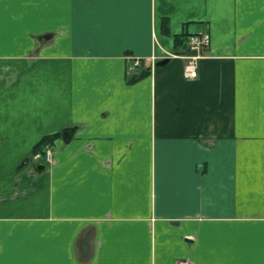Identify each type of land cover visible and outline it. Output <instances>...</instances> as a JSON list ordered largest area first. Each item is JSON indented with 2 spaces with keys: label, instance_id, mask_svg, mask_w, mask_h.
Listing matches in <instances>:
<instances>
[{
  "label": "crops",
  "instance_id": "0c3cea01",
  "mask_svg": "<svg viewBox=\"0 0 264 264\" xmlns=\"http://www.w3.org/2000/svg\"><path fill=\"white\" fill-rule=\"evenodd\" d=\"M179 260L264 264V0H0V264Z\"/></svg>",
  "mask_w": 264,
  "mask_h": 264
},
{
  "label": "built area",
  "instance_id": "2783aa9c",
  "mask_svg": "<svg viewBox=\"0 0 264 264\" xmlns=\"http://www.w3.org/2000/svg\"><path fill=\"white\" fill-rule=\"evenodd\" d=\"M211 43V35L208 32H201L192 34L188 38V45L190 46L191 52L180 56L184 63V75L189 79L196 78L198 76L199 60L204 56V51L209 47ZM157 58L152 57L149 59H132L133 65L128 66V71L130 74H135L136 70L140 67L155 65ZM149 62V63H148ZM137 67V69H136ZM51 150L47 151V158L51 159ZM176 264H192L189 260H179Z\"/></svg>",
  "mask_w": 264,
  "mask_h": 264
},
{
  "label": "water",
  "instance_id": "95a60500",
  "mask_svg": "<svg viewBox=\"0 0 264 264\" xmlns=\"http://www.w3.org/2000/svg\"><path fill=\"white\" fill-rule=\"evenodd\" d=\"M166 62H168V59H164V60H161V61H158L157 65L159 64H165ZM71 131L69 129H67L65 132H64V138L67 140V139H70L71 138ZM36 167L40 170H42L43 168H45V165H41V164H36Z\"/></svg>",
  "mask_w": 264,
  "mask_h": 264
},
{
  "label": "rangeland",
  "instance_id": "374dc122",
  "mask_svg": "<svg viewBox=\"0 0 264 264\" xmlns=\"http://www.w3.org/2000/svg\"><path fill=\"white\" fill-rule=\"evenodd\" d=\"M152 57H155V59H156L157 55L155 54V55L151 56L150 58H152ZM148 59H149V58H147V60H148ZM148 63H149V62H148ZM130 65H133V63L131 62ZM151 66L154 67L153 64H151ZM146 67H147V66H146ZM140 68H143V67H140ZM136 69H137V67H136ZM138 70H139V69H138ZM44 156L47 158L46 153H37V155L35 156V160H36V161L42 160ZM47 159H48V158H47Z\"/></svg>",
  "mask_w": 264,
  "mask_h": 264
},
{
  "label": "trees",
  "instance_id": "16d2710c",
  "mask_svg": "<svg viewBox=\"0 0 264 264\" xmlns=\"http://www.w3.org/2000/svg\"><path fill=\"white\" fill-rule=\"evenodd\" d=\"M57 134H59V133H56L55 135H57ZM53 136H54V135H51V136H48V137H44V138L41 140L39 146H42L45 142H47V141H48L49 139H51Z\"/></svg>",
  "mask_w": 264,
  "mask_h": 264
}]
</instances>
